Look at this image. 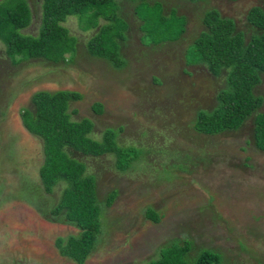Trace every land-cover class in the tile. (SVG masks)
<instances>
[{
  "label": "rangeland",
  "instance_id": "1",
  "mask_svg": "<svg viewBox=\"0 0 264 264\" xmlns=\"http://www.w3.org/2000/svg\"><path fill=\"white\" fill-rule=\"evenodd\" d=\"M116 1L120 6L118 14L129 25L122 32L126 37L119 48V56L127 62L122 69L113 66L116 62L113 56L109 59L87 53V41L106 22L102 15L96 18L90 15L97 23L91 29H83L87 22L76 15L67 17L64 24L77 47L76 56H71L73 59L68 64L28 59L23 65L15 66L4 54L0 42V154L7 150L1 144L6 135L9 140L5 144L14 142L16 152L15 161L7 169L0 165V255L23 261V256L13 254V250L22 248L20 241L36 243L34 228L28 231L27 227L35 225L38 218L40 226L47 224L52 229L51 233L40 229L39 237H44V244L41 246L40 241L38 247L40 256L44 255L49 264H77L60 255L55 247L57 236L64 233L55 224H67L63 211L53 213L65 183L58 182L49 192L44 190L39 173L44 157L43 140L30 133L17 116L19 110L24 113L32 108V100L20 99L17 104L15 93L20 87L14 83L22 86V80L27 86L29 82L35 83L39 75L40 80L46 81L39 85L41 88L75 89L82 94L81 99L70 102L68 110L77 109L72 119L86 117L94 123L93 138L100 139L106 130H113L118 143L129 146L125 154L130 158L135 156L134 148H149L148 153L143 151L134 157L133 167L124 171L115 167L113 154L73 153L87 165V173L96 175L98 200L104 201L111 191L116 192L107 208L110 231L102 235L97 248L83 264L150 263L159 259L162 245L184 235L187 239L198 235L203 245L221 248L224 254L218 258L219 263L227 264L228 260L230 264H258V259H264V151L254 143L253 116L232 132L233 144H221L220 133H216L198 139L205 152L197 144L192 149L195 151H190V157L188 153L176 154V164L186 159L187 171L177 180L171 177L170 166L163 164L166 161L163 152L157 150L163 145L179 148L185 145V140L190 141L191 126L195 130V119L199 116L197 112L214 107L215 95L225 87L224 71L213 75L204 64L186 63L185 49L206 29L204 11L214 6L223 16L232 17L237 30L244 31L248 40L259 30L248 22L247 12L254 5L264 8V0H206L203 4V0L197 3L159 0L165 12L174 8L177 15L185 13L188 20L178 40L158 44L149 42L139 29L142 21L134 8L141 5L140 1ZM41 4L42 0H29V6L36 13L35 26L28 29L30 33L38 30ZM29 64H36V68L28 67ZM260 76L262 82L255 86L254 92L263 97L258 109L263 111L264 75ZM95 102L103 105L102 112H95ZM18 174L30 188L26 196L18 195ZM34 195L37 196L34 198ZM23 203L31 209L27 210ZM149 207L161 213L160 221L153 222L147 217ZM185 229L191 230V234L182 231ZM3 236L8 245L1 248ZM195 250L196 244L187 254L189 259L195 257Z\"/></svg>",
  "mask_w": 264,
  "mask_h": 264
},
{
  "label": "trees",
  "instance_id": "2",
  "mask_svg": "<svg viewBox=\"0 0 264 264\" xmlns=\"http://www.w3.org/2000/svg\"><path fill=\"white\" fill-rule=\"evenodd\" d=\"M14 1L12 3L0 0V42L2 41L4 54L12 63H16L17 57H20L18 61L42 57L55 63H70L73 59L71 56H76L77 47L75 39L68 36L64 22L69 15H76L79 20L87 22L83 29H91L97 24L89 18L91 14H94L95 18L104 16L106 22L98 28L95 35L89 39L90 41H87V53L109 59L113 56V61L116 60L113 66L117 69L126 66L127 62L119 56V48L126 37L122 32L129 25L119 15L120 12L118 14L120 6L116 0H42L40 25L36 35L21 32L22 28L30 24L33 13L28 1ZM139 1L141 5L136 6L134 12L142 21L139 29L149 42L153 44L172 42L178 40L185 32V24L188 20L185 13L177 15V10L174 8L167 13L164 11L162 1L159 0ZM189 1L197 3L202 0ZM204 2L206 0H203L201 4ZM213 7L204 11L203 22L206 29L199 34L190 47L188 45L184 53L187 55V64H204L213 75H220L224 71L226 84L215 95L216 105L212 107L213 109L211 108L212 110L200 109L197 112L199 116H196L194 128L200 134L193 129L192 125L190 141L185 140V145L182 144L179 148L163 145L158 148L157 151L161 150L164 153L162 155L166 157L163 164L166 162L168 167L170 166L173 180H177L181 173L187 172L186 159L176 164V154L188 153L190 157V151H195L192 149L197 144L201 152H205L198 139L216 133H220L218 139H221V144H233L235 141H230V135L251 116L254 123L255 146L264 151V110L258 111L262 106L263 97L254 92L255 86L262 82L260 74L264 75V8L255 5L249 9L248 22L261 32L251 34L250 39L246 40L245 32L237 30L233 18L223 16L217 8ZM81 98L82 94L75 89L37 91L33 96L34 111L27 109L22 114L26 128L43 140L44 157L39 173L44 190L49 192L58 182L65 183L60 201L54 207L53 213L63 211L67 224L64 226L55 224L57 230L64 231L57 236L55 247L60 255L70 258L77 264H83L89 254L97 248L102 235L110 231L107 228V208L116 192L111 191L104 201L98 200L96 175L87 173V165L72 152L91 156L113 154L116 157L115 167L123 171L133 167L131 162L134 157L137 158L143 151V154L149 152L148 147L134 148L135 156L130 158L125 154L129 146L119 144L111 129L106 130L100 139L93 138L91 133L94 123L86 117L72 119L71 115L77 112V109L68 110L71 101H78ZM93 109L100 113L103 105L95 102ZM119 129L122 130V127L120 126ZM13 143L10 141V149H7L8 155H11V158L7 160L8 166L15 161L16 152ZM17 179H22V176ZM7 191L10 190L7 189ZM36 196L34 195V198ZM23 207L27 210L31 209L25 206V203ZM150 209L148 208L151 213L148 218L153 222L160 221L161 213ZM36 220L35 225L30 224L27 227L28 231L30 227L34 228L37 234L36 243L20 241L22 248L13 250V254L19 253L18 256H23V261H17L15 256L8 259L0 255V264H49L45 256H40L38 251L40 241L41 246L44 244V237H39L41 236L39 232L40 229H45L47 233H51L52 229L47 224L40 226L39 219L36 218ZM16 226L18 229V225ZM182 231L187 235L191 234L189 229ZM25 234L27 236V232ZM199 238L198 235H194L192 239H187L185 235L184 238L183 236L173 238L170 243L160 247L159 259L148 263L223 264V261L219 263L218 259L224 254L223 250L205 246ZM178 239L180 243L177 242ZM2 240L4 243L1 248H4L8 242L5 236L1 238V242ZM195 244L197 254L193 259H189L187 254ZM259 263L264 264V259H258ZM227 264H230L228 260Z\"/></svg>",
  "mask_w": 264,
  "mask_h": 264
},
{
  "label": "crops",
  "instance_id": "3",
  "mask_svg": "<svg viewBox=\"0 0 264 264\" xmlns=\"http://www.w3.org/2000/svg\"><path fill=\"white\" fill-rule=\"evenodd\" d=\"M30 8H31V10H32V6H30ZM33 12V11H32ZM36 13H32V16H31V21H30V24H28L26 27H24V28H22L21 29V32L22 33H24V34H29L30 32H28L29 30V28L31 29V28H33L35 25V18H36V15H35ZM38 24L40 25V20H38ZM39 27V26H38ZM38 31V30H37ZM38 32H36V33H34V32H31V34L32 35H36ZM28 59H40V60H45V61H48V62H50V63H52V61H50V60H47V59H45V58H42V57H36V58H27V59H25V60H28ZM25 60H21V61H18V62H16V63H12V61L10 60V62L13 64V65H17V64H19L20 63V65H23V61H25ZM27 62V61H26ZM22 63V64H21ZM28 67H30V68H36V64H29L28 65ZM48 72H54L53 70H47ZM46 71V72H47ZM39 79H37L36 80V82L35 83H32V82H29L28 84H27V86H24L25 84V82L24 81H22V80H20V84L22 85V86H20L19 84H17V83H14L15 84V86H17V87H20L19 89H18V91L15 93V95H16V97H17V100H16V102H17V104H19L18 103V101L20 100V99H27V100H29L30 98H31V100H32V108H28V110H30L31 112H33L34 111V108H35V105H34V102H33V96H34V94L37 92V91H41V90H47V89H44V88H41V87H39V85L43 82V83H46V81L44 80V79H42V80H40V77H39V75L37 76ZM38 88V89H37ZM24 90H27V92H24L23 93V91ZM49 91V90H48ZM53 91V90H52ZM56 91V90H55ZM22 112V110H19V112H18V114H17V116H19L20 117V119H21V122L23 121V119H22V114L23 113H21ZM6 113V112H5ZM23 124V123H22ZM24 126V125H23ZM7 140H9V137L7 138Z\"/></svg>",
  "mask_w": 264,
  "mask_h": 264
},
{
  "label": "flooded vegetation",
  "instance_id": "4",
  "mask_svg": "<svg viewBox=\"0 0 264 264\" xmlns=\"http://www.w3.org/2000/svg\"><path fill=\"white\" fill-rule=\"evenodd\" d=\"M5 136V135H4ZM7 137L8 135L5 136V139L3 141H1V144L3 147L10 149V146H7L5 143L7 141ZM11 158V155H8V150H2L1 154H0V165L2 166V168L7 169L8 168V164L9 162L7 160H9ZM7 171V170H6ZM14 173V171L12 170V174ZM19 177V175H17ZM17 177V178H18ZM17 184V183H16ZM17 190H18V195L19 196H26L27 192L30 190V188H28L25 185V182H23L22 179H18V185H17ZM30 198V197H29ZM28 199V198H27Z\"/></svg>",
  "mask_w": 264,
  "mask_h": 264
},
{
  "label": "clouds",
  "instance_id": "5",
  "mask_svg": "<svg viewBox=\"0 0 264 264\" xmlns=\"http://www.w3.org/2000/svg\"><path fill=\"white\" fill-rule=\"evenodd\" d=\"M28 1V4H29V0H27ZM184 1H186V2H190V3H193V2H191V1H189V0H184ZM222 0H220L219 2H221ZM229 1H237V0H229ZM163 3V2H162ZM196 3V2H195ZM255 6V5H254ZM258 6V5H257ZM252 7V6H251ZM250 7V8H251ZM177 8H179V7H177ZM249 8V9H250ZM248 12H249V10H248ZM248 12H247V14H248ZM70 16V15H69ZM139 19V18H138ZM140 20V19H139ZM234 23H235V21H234ZM236 24V23H235ZM259 32H261L260 30H259ZM143 33V32H142ZM2 43V42H1ZM7 57V56H6ZM8 58V57H7ZM9 59V58H8ZM10 60V59H9ZM22 123H23V121H22ZM23 125H24V123H23ZM24 127L26 128V126L24 125ZM27 129V128H26ZM28 130V129H27ZM29 131V130H28ZM30 132V131H29ZM30 133H32V132H30ZM33 134V133H32ZM43 149H44V146H43ZM43 152H44V150H43ZM72 153H74V152H72ZM78 153H80V152H78ZM59 203V202H58ZM57 203V204H58ZM56 204V205H57ZM55 205V206H56ZM149 208H151L150 210H154L152 207H149ZM54 210V209H53ZM155 211V210H154ZM60 213V212H59ZM151 213L150 212H148V213H146V215H147V217L150 215Z\"/></svg>",
  "mask_w": 264,
  "mask_h": 264
}]
</instances>
